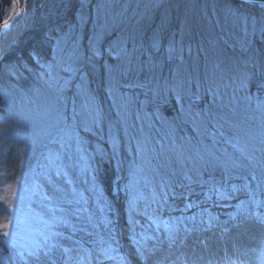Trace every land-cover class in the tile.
Here are the masks:
<instances>
[{
    "label": "rangeland",
    "instance_id": "1",
    "mask_svg": "<svg viewBox=\"0 0 264 264\" xmlns=\"http://www.w3.org/2000/svg\"><path fill=\"white\" fill-rule=\"evenodd\" d=\"M17 2L0 34L6 264H264V4L78 0L48 59L1 63L34 14ZM160 221L190 230L184 244L169 249Z\"/></svg>",
    "mask_w": 264,
    "mask_h": 264
},
{
    "label": "trees",
    "instance_id": "2",
    "mask_svg": "<svg viewBox=\"0 0 264 264\" xmlns=\"http://www.w3.org/2000/svg\"><path fill=\"white\" fill-rule=\"evenodd\" d=\"M77 1L78 0H35V10L32 20L24 28L22 34L20 35V38L18 39L16 44L11 47L10 51L2 59L1 63H20L21 61L31 60V56L34 54L41 56L44 59H48L51 54L53 40L56 37L55 32L74 22V12L76 11L75 9L78 5ZM228 1L233 4H237V0ZM0 2H5L4 4L7 3L8 6H10L11 4L10 0H0ZM46 3H49L50 7H48V5L46 6ZM43 5H45L46 9L51 8L53 5H55L53 6L55 8V11L53 14L49 13L48 16L44 17V22H41L43 19L39 18V14L40 11H42L41 8ZM0 21H2L1 16ZM100 179L103 186L107 190V194L110 200V198L113 197V194L110 192L111 185L113 184L114 179L113 172H107V174L102 175ZM116 200V203L119 206L118 197ZM120 228H124L121 221ZM128 249L129 248H125V250L127 251ZM128 255L130 256V258H134L130 249Z\"/></svg>",
    "mask_w": 264,
    "mask_h": 264
},
{
    "label": "snow or ice",
    "instance_id": "3",
    "mask_svg": "<svg viewBox=\"0 0 264 264\" xmlns=\"http://www.w3.org/2000/svg\"><path fill=\"white\" fill-rule=\"evenodd\" d=\"M13 3L15 5L16 0H13ZM25 8H27V4L25 5ZM20 15L19 11H13V15L9 20H4V21H0V24L3 25L2 28H0V31H9L11 29V27L13 26L14 20L17 16ZM93 55H99V52H93ZM173 91H175V89H172ZM179 99V97H177ZM194 118H203L201 113H196ZM98 121L93 120V124H97ZM88 128L87 126H85V131H87ZM79 142V141H78ZM175 195V194H173ZM131 207V205H130ZM187 207H192L191 204H188ZM152 222L155 224L156 220L155 218H153ZM130 223H132V221L130 220ZM163 226L164 232L166 234V242L168 244L169 249H171L174 245L177 244V242L179 241L180 245H183L185 240L188 238L187 234H190V230H188L187 228L184 229L186 235L181 236L180 235V229L179 227L176 226H170L166 221H160L159 224H157V230H159L160 226ZM9 227L8 223H0V229H7ZM2 235L4 237H8L9 236V232L8 231H3ZM55 235H60L59 233H55ZM145 239H154L157 241V243L153 244V246L151 248L148 249L149 254L154 253L155 251L159 250V246L162 242L159 241L158 237H146ZM10 241L8 239L4 240V244H9ZM45 244H47V239H45ZM56 245H51L48 246V250L44 252L45 257H47L48 259H51V257L49 256V252L51 251L52 248H55ZM65 251H67V249H65ZM137 251L139 252L140 256H143L144 253L142 251H140V249H137ZM37 259H39V257L37 256ZM164 259H167V257H165ZM164 259L160 260L158 262V264H164ZM6 257H0V264H6ZM178 261H181V264H187V261L183 259V257H177ZM52 264H55V261H52ZM174 264V262H173Z\"/></svg>",
    "mask_w": 264,
    "mask_h": 264
},
{
    "label": "bare ground",
    "instance_id": "4",
    "mask_svg": "<svg viewBox=\"0 0 264 264\" xmlns=\"http://www.w3.org/2000/svg\"><path fill=\"white\" fill-rule=\"evenodd\" d=\"M18 5V4H17ZM17 11H19L20 12V10H19V8H18V6H17ZM11 13H9V15H10ZM8 15V16H9ZM19 36V34L18 35H16L15 36V40L13 39V43H15V41L17 40L18 41V39L20 38V36ZM16 41V42H17ZM2 56H3V46L1 45L0 46V59L2 58ZM226 235H227V233H226ZM253 235V234H252ZM235 236H234V234H230L229 236H228V240H229V243H231L230 242V239L231 238H234ZM253 238H254V235H253ZM262 241V239H260V238H257V239H255L254 240V242H258V243H260ZM215 246L216 247V245L215 244H213V241L212 240H210V242L209 243H205V247L202 245L201 247L202 248H204V250L207 252V251H211L212 249H213V247L212 246ZM233 246V247H232ZM187 247V249H189L190 248V245H187L186 246ZM228 247V249L230 250V251H232V249L234 248V247H236V249H242L240 252L239 251H237L236 250V252H234V254H237L239 257H241V256H248V259H249V256H251L252 255V257H255V256H257V254L255 253V254H253L254 252H255V250L252 252V251H250L249 249H248V247H253L252 245H246V246H244L243 245V243H231L229 246H227ZM225 248V247H224ZM223 248V249H224ZM235 249V248H234ZM203 251V250H202ZM181 253V251H177L176 252V254L178 255V254H180ZM222 253H225L224 251H222L220 254H222ZM175 254V253H174ZM219 254V255H220ZM228 253L226 254V257H228ZM230 255H231V253H230ZM162 255H159V256H156V257H154V260H156V261H153V262H158L159 261V259H160V257H161ZM225 256V255H224ZM236 256V255H235ZM157 258H159L158 260H157ZM253 259V258H252ZM250 260V259H249ZM253 262H254V260H252ZM252 261H250V263H252Z\"/></svg>",
    "mask_w": 264,
    "mask_h": 264
},
{
    "label": "water",
    "instance_id": "5",
    "mask_svg": "<svg viewBox=\"0 0 264 264\" xmlns=\"http://www.w3.org/2000/svg\"><path fill=\"white\" fill-rule=\"evenodd\" d=\"M12 1V3H13V0H11ZM238 1H241V2H244V3H248V4H264V0H238ZM17 4H18V2H17V0H16V3H15V5H14V3H13V8H12V10H11V14L5 19V20H9L11 17H12V15H13V11L15 10V11H17ZM4 21V20H3ZM3 27V25L2 24H0V28H2ZM1 32L2 31H0V34H1Z\"/></svg>",
    "mask_w": 264,
    "mask_h": 264
}]
</instances>
